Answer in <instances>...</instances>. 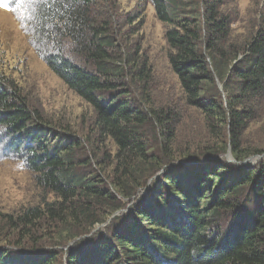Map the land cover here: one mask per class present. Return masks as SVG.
Returning a JSON list of instances; mask_svg holds the SVG:
<instances>
[{"label":"trees","instance_id":"16d2710c","mask_svg":"<svg viewBox=\"0 0 264 264\" xmlns=\"http://www.w3.org/2000/svg\"><path fill=\"white\" fill-rule=\"evenodd\" d=\"M228 1L149 0L168 25L166 59L181 106L206 124V138L183 146L177 105L155 106L147 58L138 47L121 48L120 29L98 19L96 0L33 3L30 36L48 53L49 68L93 107L96 135L115 151L99 157L96 145L92 156L80 157L74 135L58 139L54 150L43 144L41 124H32L42 120L38 113L0 81V128L26 154L37 187L52 195L5 215L20 230L14 244L21 250L18 260L0 250V264H264V157L240 166L222 156L231 150L242 162L264 155L263 143L245 148L250 127L264 124V20L237 40L223 10ZM140 15L127 22L141 26ZM68 43L84 52L85 66L63 56Z\"/></svg>","mask_w":264,"mask_h":264},{"label":"rangeland","instance_id":"374dc122","mask_svg":"<svg viewBox=\"0 0 264 264\" xmlns=\"http://www.w3.org/2000/svg\"><path fill=\"white\" fill-rule=\"evenodd\" d=\"M36 1L7 0L5 6H0V81L10 92L19 94L33 113H38L42 120L39 122L36 119V123L32 124L42 125L39 126L40 129L35 128L40 130L43 144L53 147L54 150L58 139L67 142V139L74 135L79 138L84 148L80 157L92 156L96 145L100 147L97 156L112 155L115 151L114 144L110 140L101 141L96 135L93 107L69 89L49 68L44 58L48 53H41L30 36L31 9ZM93 7L98 19L106 18L109 21L113 19L115 29H120L117 42L121 44L122 49L126 48L131 52L138 47L141 56L147 58L153 76L149 89L155 106L167 108L177 105V112L181 113L177 124L178 145L183 146L188 142L206 138L207 130L202 114L192 108L181 106L179 85L166 59L168 46L164 33L168 25L155 17L149 0H96ZM223 10L232 16L231 30L237 40L253 28L256 20L262 18L264 20V0H230ZM133 14H141L143 18L141 26L137 21L127 22L128 17ZM63 49V56L85 66L84 52L78 53L79 48H76V45L70 46L68 43ZM50 53L55 54V51ZM62 131L69 133L60 137ZM246 135V149L260 147L258 144H264V124L262 122L253 124ZM23 144L24 147H36L26 140ZM228 151L231 154V150ZM225 155L222 156L226 161L233 162ZM252 155L250 156L252 159L259 156ZM261 159H257L254 163L260 162ZM25 160L24 151L15 152L12 148V137L5 129L0 128V250L3 253L12 251L9 254L15 260L19 259L15 256V252L21 250V246L14 244L20 236L18 233L20 230H14L9 226L5 215L16 217L24 208L52 198L51 193H44L37 187L34 174L27 167ZM94 167L93 165L92 168ZM104 186L110 188L111 184L106 182ZM133 202L131 200L125 202L127 208H130ZM113 216L114 214L108 218V221ZM106 225V223L96 225L93 230L101 232L106 229ZM45 232L41 229L35 235L41 236Z\"/></svg>","mask_w":264,"mask_h":264},{"label":"water","instance_id":"95a60500","mask_svg":"<svg viewBox=\"0 0 264 264\" xmlns=\"http://www.w3.org/2000/svg\"><path fill=\"white\" fill-rule=\"evenodd\" d=\"M220 87V86H219ZM221 88V87H220ZM230 151H227V153H226V158L228 159V160H230V161H233V162H235L236 164H238V165H240V166H248V165H251V164H253L257 159H259V158H262V157H264V155H259V156H257L256 158H251V157H248V158H246L245 160H243L242 162H236L234 159H233V157L231 156V154L229 153ZM158 174V173H157ZM156 174V175H157ZM155 175V176H156Z\"/></svg>","mask_w":264,"mask_h":264},{"label":"snow or ice","instance_id":"6c2138e0","mask_svg":"<svg viewBox=\"0 0 264 264\" xmlns=\"http://www.w3.org/2000/svg\"><path fill=\"white\" fill-rule=\"evenodd\" d=\"M7 4V0H0V6H5Z\"/></svg>","mask_w":264,"mask_h":264}]
</instances>
